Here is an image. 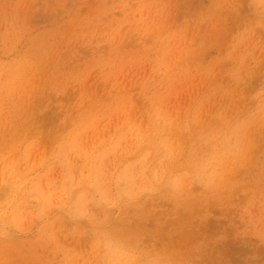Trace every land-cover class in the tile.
<instances>
[{"label":"rangeland","instance_id":"rangeland-1","mask_svg":"<svg viewBox=\"0 0 264 264\" xmlns=\"http://www.w3.org/2000/svg\"><path fill=\"white\" fill-rule=\"evenodd\" d=\"M0 168V264H264V0H0Z\"/></svg>","mask_w":264,"mask_h":264},{"label":"clouds","instance_id":"clouds-1","mask_svg":"<svg viewBox=\"0 0 264 264\" xmlns=\"http://www.w3.org/2000/svg\"><path fill=\"white\" fill-rule=\"evenodd\" d=\"M101 247L105 264H131L126 250L107 237L101 241Z\"/></svg>","mask_w":264,"mask_h":264},{"label":"bare ground","instance_id":"bare-ground-1","mask_svg":"<svg viewBox=\"0 0 264 264\" xmlns=\"http://www.w3.org/2000/svg\"><path fill=\"white\" fill-rule=\"evenodd\" d=\"M33 3V2H32ZM32 3H30V4H32ZM30 6V5H29ZM44 6V5H43ZM32 7V5L30 6V8ZM51 7V6H50ZM48 8V7H47ZM43 9V8H42ZM170 9V8H169ZM171 10V9H170ZM172 11H173V9H172ZM35 12V11H34ZM169 12H171V11H168V14H169ZM35 14V13H34ZM170 15H172L171 13H170ZM173 16V15H172ZM175 16V15H174ZM173 18V17H172ZM76 29V28H75ZM92 74V73H91ZM94 77V76H93ZM91 79V78H90ZM36 81V80H35ZM37 82H38V80H37ZM86 83H88V82H86ZM94 84V83H93ZM93 84H92V86H93ZM103 85V84H102ZM37 87V86H36ZM121 88V87H120ZM123 89V88H122ZM90 91V90H89ZM93 95V94H92ZM103 95V94H102ZM32 98V97H31ZM108 100V99H107ZM86 102V101H85ZM14 105V104H13ZM16 107V106H15ZM13 154V153H12ZM16 154V153H15ZM15 161V160H14ZM1 169V168H0ZM30 199V198H29ZM25 220V219H24ZM15 259V258H14ZM14 262V261H13ZM3 263V262H2ZM11 264V263H10Z\"/></svg>","mask_w":264,"mask_h":264}]
</instances>
